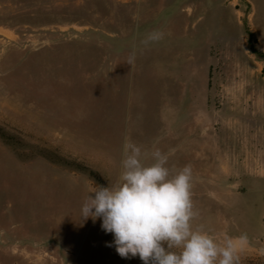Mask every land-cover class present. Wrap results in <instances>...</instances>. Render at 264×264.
Segmentation results:
<instances>
[{
	"label": "rangeland",
	"instance_id": "1",
	"mask_svg": "<svg viewBox=\"0 0 264 264\" xmlns=\"http://www.w3.org/2000/svg\"><path fill=\"white\" fill-rule=\"evenodd\" d=\"M0 264H264V0H0Z\"/></svg>",
	"mask_w": 264,
	"mask_h": 264
},
{
	"label": "crops",
	"instance_id": "2",
	"mask_svg": "<svg viewBox=\"0 0 264 264\" xmlns=\"http://www.w3.org/2000/svg\"><path fill=\"white\" fill-rule=\"evenodd\" d=\"M130 91H131V100H132V102L134 104L139 103L140 102V93H141L142 90H140V89L139 90H134V86H132ZM205 95L206 94H205V92H203V88H201L200 92H199V98H200V102H201L202 105H203L202 102L205 100ZM193 129H194L193 131L195 132V134H197L199 131H200L201 135H202L203 132L204 133L207 132L205 130V127L203 128L202 125L195 126Z\"/></svg>",
	"mask_w": 264,
	"mask_h": 264
},
{
	"label": "trees",
	"instance_id": "3",
	"mask_svg": "<svg viewBox=\"0 0 264 264\" xmlns=\"http://www.w3.org/2000/svg\"><path fill=\"white\" fill-rule=\"evenodd\" d=\"M254 53H255V54H258V55H262V54H260V53H259V52H257V51H255Z\"/></svg>",
	"mask_w": 264,
	"mask_h": 264
}]
</instances>
